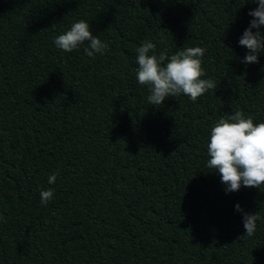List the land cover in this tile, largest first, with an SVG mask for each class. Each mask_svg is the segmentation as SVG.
<instances>
[{
	"label": "trees",
	"instance_id": "1",
	"mask_svg": "<svg viewBox=\"0 0 264 264\" xmlns=\"http://www.w3.org/2000/svg\"><path fill=\"white\" fill-rule=\"evenodd\" d=\"M257 7L0 0V264H264V189L226 192L207 167L222 116L264 123V52L246 64L239 44ZM79 20L105 54L56 47ZM145 41L169 57L205 48L203 78L216 89L148 103L136 78ZM237 204L259 215L254 235Z\"/></svg>",
	"mask_w": 264,
	"mask_h": 264
},
{
	"label": "clouds",
	"instance_id": "2",
	"mask_svg": "<svg viewBox=\"0 0 264 264\" xmlns=\"http://www.w3.org/2000/svg\"><path fill=\"white\" fill-rule=\"evenodd\" d=\"M252 2L258 3V7L249 12L253 19L239 40L240 46L248 50L242 60L246 64L259 63L260 53L264 52V32L260 31L264 27V0ZM54 43L58 49L69 53L86 44L84 52L93 58L105 54L109 48L84 20L73 23L70 30L55 38ZM155 50L153 42L145 41L137 48L136 60V78L140 85L147 86L150 93L147 101L151 105H163L169 96L180 95L196 102L209 90L216 89L214 80L203 78L206 76L202 60L205 48H183L170 57L166 50L159 55ZM207 152L210 157L207 167L220 174L226 192H236L242 187L264 189V123H254L240 111L222 116L211 129ZM57 175L49 176V184L56 182ZM53 196L51 189L41 190V204L46 206ZM235 207L243 213L246 235H254L259 215L244 212L239 204Z\"/></svg>",
	"mask_w": 264,
	"mask_h": 264
}]
</instances>
